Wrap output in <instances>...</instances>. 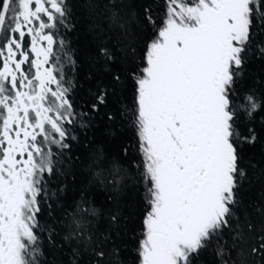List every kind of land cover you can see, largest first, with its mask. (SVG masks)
Returning <instances> with one entry per match:
<instances>
[{
	"label": "snow or ice",
	"instance_id": "6c2138e0",
	"mask_svg": "<svg viewBox=\"0 0 264 264\" xmlns=\"http://www.w3.org/2000/svg\"><path fill=\"white\" fill-rule=\"evenodd\" d=\"M82 2L94 86L77 103L56 31L72 28L68 0H0V264H129V244L132 264L209 250L264 264V197L241 196L247 153L264 146V77L246 76L264 61V0ZM98 117L130 125L134 143L81 141L76 156L73 133Z\"/></svg>",
	"mask_w": 264,
	"mask_h": 264
},
{
	"label": "trees",
	"instance_id": "16d2710c",
	"mask_svg": "<svg viewBox=\"0 0 264 264\" xmlns=\"http://www.w3.org/2000/svg\"><path fill=\"white\" fill-rule=\"evenodd\" d=\"M69 11L72 14L69 17L72 28L65 30L60 28L57 39L63 38L67 43V48L71 51L73 59L77 64V71L68 72V76L74 78L79 85H83L82 88L78 87L75 91L73 99L79 103L81 98H86L88 88L94 86V81H88L86 74L90 70L88 63L89 54L94 49V36L90 31V19L87 11L84 7L82 0H68ZM70 68V65H66ZM246 76L248 82L253 80L259 81L261 77H264V61L254 60L246 69ZM131 94L129 93V96ZM98 123L94 128H91L85 132L82 129L77 128L73 134L77 136L76 141H72L73 149L72 153L76 156H80L83 149L78 145L81 141L85 145H88L90 141H95L94 146L102 147L105 151L116 154L119 151V147L122 143H134V135L131 126L123 123H114L109 125L107 121L97 118ZM114 133V134H110ZM264 135V133H262ZM87 136V139H85ZM71 155V153L69 154ZM131 155H136L132 152ZM251 160L254 168L249 170L250 181L246 182L241 190V196L247 203H255L261 197H264V146L257 145L248 151L246 161ZM71 180V177H69ZM69 196L72 194L71 187L69 188ZM106 193L102 190H98L97 206L100 207L106 203ZM125 198L135 205L140 202L142 205L143 192L142 190L132 189L125 194ZM129 240H134L133 234L129 233ZM126 255L128 257L129 264H132V257L135 255L134 245H126ZM198 264H219L218 258L214 255L212 250L205 252L199 259Z\"/></svg>",
	"mask_w": 264,
	"mask_h": 264
}]
</instances>
